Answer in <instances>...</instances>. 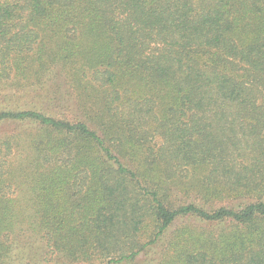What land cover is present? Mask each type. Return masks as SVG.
Segmentation results:
<instances>
[{
  "label": "trees",
  "instance_id": "obj_1",
  "mask_svg": "<svg viewBox=\"0 0 264 264\" xmlns=\"http://www.w3.org/2000/svg\"><path fill=\"white\" fill-rule=\"evenodd\" d=\"M7 124L0 264H264V0H0Z\"/></svg>",
  "mask_w": 264,
  "mask_h": 264
},
{
  "label": "rangeland",
  "instance_id": "obj_2",
  "mask_svg": "<svg viewBox=\"0 0 264 264\" xmlns=\"http://www.w3.org/2000/svg\"><path fill=\"white\" fill-rule=\"evenodd\" d=\"M61 84V91L62 93L65 92V85ZM73 100L69 99L68 96L63 97V101H57V102H52V103H47L45 104V106H43L44 108L43 111L47 114V115H65V117H70V115L76 111V106L74 105V103L72 102ZM20 127V126H19ZM24 130H21V128H18L15 125H11V124H7V125H2L0 126V138L3 137L4 135H12V134H20L22 133ZM153 143H155L153 141ZM177 225H175L172 229H170V232L167 234V236H170L172 234V232L176 229ZM161 250L162 248L160 247H156L153 249L152 253L150 254V256L148 258H153L154 260H157L160 255H161ZM32 264H54L51 261V256H46L44 255V253L40 252L36 254L35 259L33 260ZM59 264V263H56Z\"/></svg>",
  "mask_w": 264,
  "mask_h": 264
}]
</instances>
